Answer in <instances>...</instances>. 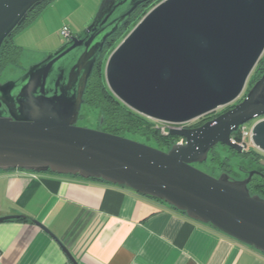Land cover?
<instances>
[{
	"label": "water",
	"instance_id": "95a60500",
	"mask_svg": "<svg viewBox=\"0 0 264 264\" xmlns=\"http://www.w3.org/2000/svg\"><path fill=\"white\" fill-rule=\"evenodd\" d=\"M46 0H0V46ZM149 0H101L92 21L16 79L0 82V170L96 179L165 202L188 218L264 253V198L248 184L194 166L254 121L250 141L264 155V69L243 92L264 52V0H160L106 59L111 93L135 112L184 124L233 103L163 151L77 125L87 80L106 41ZM17 216H2L0 222Z\"/></svg>",
	"mask_w": 264,
	"mask_h": 264
},
{
	"label": "crops",
	"instance_id": "0c3cea01",
	"mask_svg": "<svg viewBox=\"0 0 264 264\" xmlns=\"http://www.w3.org/2000/svg\"><path fill=\"white\" fill-rule=\"evenodd\" d=\"M2 216L17 217L0 222V264H264L163 201L78 176L0 170Z\"/></svg>",
	"mask_w": 264,
	"mask_h": 264
},
{
	"label": "trees",
	"instance_id": "16d2710c",
	"mask_svg": "<svg viewBox=\"0 0 264 264\" xmlns=\"http://www.w3.org/2000/svg\"><path fill=\"white\" fill-rule=\"evenodd\" d=\"M47 1L48 0L36 6L28 14L24 26L33 15L37 14L40 8H42ZM159 1L160 0H149L144 5L137 8V10L127 20V22L106 41L105 47L99 59L95 62L91 75L87 80L83 94V102L80 108L77 122L82 119L84 109L91 110L97 114L99 130L130 138L153 146L157 149L166 151L172 144L176 143L180 139V137L171 135L168 132L163 133L157 125L156 121L135 112L134 110L123 104L120 100H118L109 90L104 76V66L109 54L135 26V24L145 15V13ZM17 30H15L9 37H7L0 46V74L6 67H21L20 58L22 54V48L17 45L12 39L13 34ZM24 71L25 69L23 70V72ZM261 72L262 68L257 67L255 69L254 76L249 81V83H253L259 77ZM226 109H224L223 111H225ZM218 114L219 113L210 114V116L205 117L194 126H198ZM233 137H235V139H239V132L236 133ZM222 147L231 155L239 156L241 161L239 169L240 172L244 174L243 176H246L249 170H257L263 174V176L254 174L248 184V188L251 194H258L259 196L264 198V164H262L261 162V160L264 159V156L254 149H245L241 152H236L235 150L230 149L226 146L222 145ZM218 153L219 152L216 150V147H214L210 150L207 160L210 157L211 162L217 163L221 166L226 165V162L220 159ZM90 180L103 182L96 179ZM179 212L181 214H184L181 211Z\"/></svg>",
	"mask_w": 264,
	"mask_h": 264
},
{
	"label": "rangeland",
	"instance_id": "374dc122",
	"mask_svg": "<svg viewBox=\"0 0 264 264\" xmlns=\"http://www.w3.org/2000/svg\"><path fill=\"white\" fill-rule=\"evenodd\" d=\"M100 2L101 0H48L37 14L33 15L27 21L22 29L17 30L13 34L12 39L14 41L18 35H22L20 41L22 43L21 45L25 47V52L23 54L24 64L22 67H6L0 74V82L16 79L23 73L24 69L26 70L29 67V65L41 61L49 51L55 50L64 43L66 40L60 34L63 25L67 26L72 34H77L85 28L92 21ZM30 61H32V63H30ZM257 67H264V52L252 70L243 92L233 103L241 100L245 92L252 85L249 81L253 78ZM231 104L219 107L215 112L217 113ZM198 119H195V122H198ZM253 122L254 121H250L246 124L247 130L251 128ZM77 125L98 129L97 114L91 110L84 109L83 117L77 122ZM249 138H247L246 150H255ZM223 149L222 145L216 146L220 159L225 161L226 165L221 166L217 163H213L210 161L209 157L204 164H198L197 167L215 176L225 170V172L227 171L230 175L243 177L244 174L241 173L239 169L241 162L239 156L231 155L228 151ZM261 162L264 164V159H262Z\"/></svg>",
	"mask_w": 264,
	"mask_h": 264
},
{
	"label": "built area",
	"instance_id": "2783aa9c",
	"mask_svg": "<svg viewBox=\"0 0 264 264\" xmlns=\"http://www.w3.org/2000/svg\"><path fill=\"white\" fill-rule=\"evenodd\" d=\"M60 34L62 35V37L67 41L73 34L71 33L70 29L63 25L62 29L60 30ZM217 110V109H216ZM215 110V111H216ZM215 111H213L215 113ZM211 112V113H213ZM210 114V113H209ZM197 119V118H196ZM193 121H195V119L191 120V121H188L184 124H178V125H170L168 123H163V122H157V125L159 126L160 130L163 132V133H167L169 131V128L174 126V127H190L192 126L193 124ZM247 124V123H246ZM246 124L242 125L239 129H238V132H239V139H235L232 137V139L237 142L243 150L246 149V144H247V138L250 137V130L251 128H249L248 130L246 129ZM250 139V138H249ZM177 142H183V139L180 138ZM30 174L34 175V174H37V173H34V172H30Z\"/></svg>",
	"mask_w": 264,
	"mask_h": 264
},
{
	"label": "flooded vegetation",
	"instance_id": "af4514ba",
	"mask_svg": "<svg viewBox=\"0 0 264 264\" xmlns=\"http://www.w3.org/2000/svg\"><path fill=\"white\" fill-rule=\"evenodd\" d=\"M263 69H264V67L262 68V72H261V74L263 73ZM261 74L259 75V77H258L256 80H258V79L260 78ZM256 80H255V81H256ZM255 81H254V82H255ZM254 82H253V83H254ZM253 83H252V84H253ZM251 86H252V85H251ZM251 86H250V87H251ZM250 87H249V88H250ZM249 88H248V89H249ZM232 104H233V103H232ZM232 104H231V105H232ZM231 105H230V106H231ZM230 106H228V108H229ZM226 108H227V107H226ZM226 108H224V109H226ZM228 108H227V109H228ZM224 109H222L221 111H219V112H217V113H221ZM215 113H216V112H215ZM215 113H210V114H215ZM210 114L204 115V116H202L201 118L199 117V119L197 118V119H198V122H200V121H201L202 119H204L205 117L210 116ZM198 122H195V121H194L193 124H192V126H190V127H195L194 125H195L196 123H198ZM236 133H238V130L235 132V134H236ZM235 134L233 133V134H232V137L235 136ZM233 138H235V137H233ZM218 145H220V144H218ZM216 146H217V145H216ZM216 146H215V147H216ZM263 156H264V155H263ZM197 165H198V164H194V166H196V167H197ZM197 168H198V167H197ZM213 176H215V175H213ZM217 176H218V175H217ZM230 176H231L233 179H242V178L246 177V176H243V177H236V176H233V175H230Z\"/></svg>",
	"mask_w": 264,
	"mask_h": 264
}]
</instances>
